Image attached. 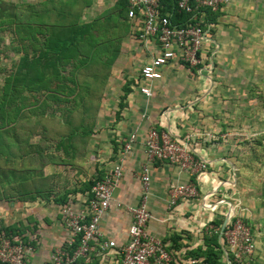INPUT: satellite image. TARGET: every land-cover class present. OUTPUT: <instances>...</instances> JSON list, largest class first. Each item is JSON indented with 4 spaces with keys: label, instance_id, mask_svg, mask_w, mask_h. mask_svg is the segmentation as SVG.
<instances>
[{
    "label": "crops",
    "instance_id": "obj_1",
    "mask_svg": "<svg viewBox=\"0 0 264 264\" xmlns=\"http://www.w3.org/2000/svg\"><path fill=\"white\" fill-rule=\"evenodd\" d=\"M2 1L38 4L46 0ZM81 2L85 5L80 22L86 23L113 8L117 0ZM181 16H173V22L183 23L185 16ZM125 18V33L118 43L115 62L124 58L126 52L131 59L140 48L144 52L140 71L155 54L157 45L154 40H139V25L127 15ZM206 20L208 37L202 47L203 63L197 69L179 62L163 67L161 78L148 82L150 98L139 92V73L132 76L128 92L124 93L125 86L121 88L112 118L99 116L83 150H56L50 144L41 152L43 160H18L22 171L32 168L37 172L32 177L33 184H3L8 190L0 200V225L18 228L12 239L23 245L28 262H45L59 250L72 256L77 247H71L77 238L66 227L61 209L68 204L77 208L85 203L91 186L111 169L130 136L134 140L124 155L122 177L111 204L101 218L100 236L90 242L86 258L78 257L71 264H120V249L128 241L131 210L139 203L141 194L140 170L146 163L150 170V219L146 231L163 243L171 264H187L190 259L203 262L201 254L215 232L222 249L220 262L230 264V255L219 234L224 220L231 216L248 223L255 238L264 224V189L244 182L239 162L241 151L235 149L239 140L223 133V119L215 115L214 108L223 104V93L229 90L228 84L218 82V64L221 68L234 59H242L239 56L252 45L259 46L261 54L264 52V0H227L216 11L206 10ZM150 129L167 133L204 162L206 169L189 173L167 162H147L144 142ZM38 138L33 137V141ZM61 160L66 162L60 163ZM183 183L194 184L197 195L170 205L169 186ZM217 223L221 224L219 231ZM109 241L114 242L113 247L104 246ZM254 256L255 261L263 263Z\"/></svg>",
    "mask_w": 264,
    "mask_h": 264
},
{
    "label": "trees",
    "instance_id": "obj_2",
    "mask_svg": "<svg viewBox=\"0 0 264 264\" xmlns=\"http://www.w3.org/2000/svg\"><path fill=\"white\" fill-rule=\"evenodd\" d=\"M81 1L0 0V36L8 32L17 56L0 81V200L8 190L3 184H33L36 170L22 171L18 160L26 157L37 163L50 144L56 150H83L94 132L101 96L125 33L127 0H117L113 8L86 23L80 22L85 5ZM175 2L162 0V14L182 17L175 13ZM254 140L264 148V134ZM216 225L219 231L221 224ZM17 229L0 225V233L10 239ZM214 234L201 254L204 264H221L222 249ZM77 246L78 239L71 249ZM251 264L263 263L253 259Z\"/></svg>",
    "mask_w": 264,
    "mask_h": 264
},
{
    "label": "built area",
    "instance_id": "obj_3",
    "mask_svg": "<svg viewBox=\"0 0 264 264\" xmlns=\"http://www.w3.org/2000/svg\"><path fill=\"white\" fill-rule=\"evenodd\" d=\"M227 0H176L175 13L188 15L183 23L172 20L174 13L162 14V0H128L127 18L139 26L138 38L142 42L154 40L157 50L142 65L137 81L139 92L146 98L152 95L148 82L161 78L163 67L179 62L188 67H199L203 63L202 47L208 37L206 10L216 11ZM213 139V136H210ZM134 136L123 144L118 158L111 169L91 186L87 200L74 208L63 206L61 214L66 227L78 246L72 256L59 250L49 260L35 264H71L78 257L86 258L90 242L100 236V222L108 210L112 195L122 177L124 155L131 149ZM147 162L163 161L176 165L189 173L206 169L204 162L190 154L186 148L161 131L150 129L144 142ZM141 194L139 203L131 210V223L128 227V241L120 249V264H171L170 254L163 243L146 231L150 214L147 201L150 195V170L144 164L140 170ZM169 204L178 199H189L197 195L192 183L172 184L168 189ZM228 254L235 264H251L254 258L255 243L248 223L231 216L221 234ZM105 247H113L107 242ZM0 264H33L27 261L23 245L0 233ZM187 264H204L201 260H188Z\"/></svg>",
    "mask_w": 264,
    "mask_h": 264
},
{
    "label": "rangeland",
    "instance_id": "obj_4",
    "mask_svg": "<svg viewBox=\"0 0 264 264\" xmlns=\"http://www.w3.org/2000/svg\"><path fill=\"white\" fill-rule=\"evenodd\" d=\"M0 37L2 39L0 41V81H2L17 56L12 51L11 36L8 32H3ZM257 47L259 46L252 45L248 52H243L239 56L242 59H234L221 68L218 64V82L223 81V85L228 84L229 90H226L227 92L224 90L225 97L221 102L223 104L216 106L214 110L215 115L223 119V133L228 132L231 138L239 140L235 149L242 152H240L239 162L243 170L244 182L258 184L263 190L264 148L254 142L255 138L259 139L264 134V52L261 54ZM143 55L144 52H141L139 48L138 53L131 55V59L126 52L124 58L114 62L101 96L97 119H100L99 116H103L106 120L112 118V111L119 100L121 88L128 86L132 76L138 75ZM191 68L197 69V67ZM103 105L105 109H102ZM218 133H221L220 129ZM261 145H264V142H261ZM261 227L257 234L254 230V235L256 234L254 255L264 263V224Z\"/></svg>",
    "mask_w": 264,
    "mask_h": 264
},
{
    "label": "water",
    "instance_id": "obj_5",
    "mask_svg": "<svg viewBox=\"0 0 264 264\" xmlns=\"http://www.w3.org/2000/svg\"><path fill=\"white\" fill-rule=\"evenodd\" d=\"M226 223H227V218L224 220V222H223V224H222V226H221L219 236H221V234H222V232H223V230H224V228H225ZM225 254H226V251H225Z\"/></svg>",
    "mask_w": 264,
    "mask_h": 264
}]
</instances>
